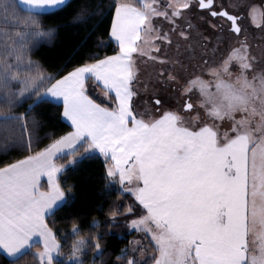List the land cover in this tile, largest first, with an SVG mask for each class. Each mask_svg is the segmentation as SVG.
I'll list each match as a JSON object with an SVG mask.
<instances>
[{
	"label": "snow or ice",
	"instance_id": "obj_1",
	"mask_svg": "<svg viewBox=\"0 0 264 264\" xmlns=\"http://www.w3.org/2000/svg\"><path fill=\"white\" fill-rule=\"evenodd\" d=\"M70 6L69 0H0V157L27 153L0 167V264H85L89 251L91 264H104L102 241L121 220L151 244L153 264H264V108L249 107L252 97H264V69L257 72L246 39L214 67L204 60L199 74L167 71L161 56L173 33L177 44L190 39L192 24L178 23L186 11H206V22L226 39L246 31L242 17L215 0H169L163 10L155 0L139 7L110 0L107 10L87 15L82 6L74 22L106 19L118 50L90 53L64 74H48L29 53L55 35L43 17ZM153 17L168 21V30L155 27ZM137 55L161 65L148 79L179 92L180 107L164 110L153 92L145 111L138 110ZM95 88L97 99L89 94ZM49 98L62 104L70 131L40 135L47 125L35 109ZM225 121L230 127L221 131ZM89 153L103 157L106 187L116 184L132 199L122 212L110 208L104 221L93 218L96 231L82 232L78 217L70 233L61 231L56 220L71 209L75 186L64 187L60 174ZM143 240L129 241L110 264H145Z\"/></svg>",
	"mask_w": 264,
	"mask_h": 264
},
{
	"label": "trees",
	"instance_id": "obj_2",
	"mask_svg": "<svg viewBox=\"0 0 264 264\" xmlns=\"http://www.w3.org/2000/svg\"><path fill=\"white\" fill-rule=\"evenodd\" d=\"M135 6H139L138 0H125ZM70 7L51 15L43 17V23L47 27L55 29V35L50 40L39 41L29 53L32 60L37 61L41 65V70L52 75L64 74L73 64L82 63L88 54L98 52L100 55H111L118 50L114 41L108 39L105 31L108 21H101L99 17L93 16L84 22H74L81 7L84 6V14L87 15L95 11L97 8H104L110 4V0H69ZM105 41L104 44H98V41ZM98 90V88H96ZM94 91V89H92ZM90 90V95H93ZM95 90V91H97ZM101 92V90H99ZM94 99H96L93 96ZM99 102V101H98ZM57 102L47 99L41 103L36 109L37 118L46 123V127L40 130V135L45 132L55 131L57 135H61L66 131H70L69 123L64 120L60 112L62 104L56 106ZM27 107V104L24 105ZM23 111L24 109H19ZM49 141L44 139L34 150H39ZM27 153H12L8 157H0V167L6 163H11L16 159H22ZM68 157L58 163H64ZM103 157H98L95 153H89L88 156L75 165H69L65 171L60 174V179L64 187L74 185L73 191L75 198L71 209L59 213L56 220V226L61 231L70 233L73 223V217H78L76 221L82 229V232L96 231L91 228V221L97 218L104 221L110 208L119 207L123 211L124 206L128 205L131 197L121 196L119 187L115 184L107 185L101 178ZM141 214L138 212V215ZM133 217H129L132 219ZM51 219V218H50ZM121 220L119 225L115 226L109 234L105 235L102 243L105 245L104 256L102 257L104 264H110L119 250L129 244L132 234L124 226ZM102 232L107 231V225L102 224ZM71 242V236L66 242L64 251L67 252V243ZM34 251L36 249H33ZM31 262L32 257L26 258ZM100 257H97L99 261ZM92 252L89 251L85 264H91Z\"/></svg>",
	"mask_w": 264,
	"mask_h": 264
},
{
	"label": "rangeland",
	"instance_id": "obj_3",
	"mask_svg": "<svg viewBox=\"0 0 264 264\" xmlns=\"http://www.w3.org/2000/svg\"><path fill=\"white\" fill-rule=\"evenodd\" d=\"M141 4V0H138ZM147 3H153V0H145ZM169 2V0H155L156 6L163 10V6ZM218 8L220 4L230 11L232 14H241L242 27L246 30L239 37L232 34L231 38L226 39L225 36L210 27L206 21L211 19L208 17L207 12H203L197 9L192 12H185L184 19L178 20L182 26L187 27V23L192 24L190 30V39L187 41H180L177 44V36L175 33L172 34V44L168 47L161 45V56L168 60L169 63L164 67L167 71L176 70L181 76H185L188 72L195 71L197 74L200 73V69L203 68V61H208L209 67H214L220 63L221 60L228 55V52L235 47H238L239 40H245L248 44L249 55L255 58L257 72L264 69V26L258 27V25L264 24V10L262 8L263 0H215ZM254 9V12L252 11ZM204 17L205 19H201ZM154 26L167 31L170 27L169 22L164 20L163 17H153ZM214 22V21H213ZM207 37V41L203 38ZM151 55H155V50L151 52ZM203 58V59H201ZM138 67L140 68V76L138 87L141 88L142 95L138 101V110L144 112L146 105L143 103L145 100L152 99L151 94L156 92L159 98H162L164 102V110H175L180 99V93L175 91L173 87L165 88L161 83H158L155 78L149 80V74L153 72H159L161 65L156 62L155 64L149 59V56L137 55ZM183 69V70H182ZM232 70L236 71V66L233 65ZM208 69L204 68V78L209 79L207 75ZM190 78V77H189ZM251 78V74L249 75ZM147 82V94H143L145 83ZM93 96L97 99L100 91H93ZM198 94H192V101L198 100ZM187 99V97H184ZM257 106L264 108V97L257 98L252 97L249 100V107ZM183 114V113H182ZM149 115H155L150 112ZM146 119L148 116L145 117ZM240 117L237 116V119ZM230 127L228 121L224 122L223 131ZM44 182V181H43ZM46 187V182H44ZM116 185V184H115ZM118 186V185H117ZM119 187V186H118ZM132 237L130 241L143 240L142 234L131 231ZM143 246L145 248L144 261L145 264H153L154 262V250L151 244L147 240H143ZM137 258H140V252H136ZM63 259V258H61Z\"/></svg>",
	"mask_w": 264,
	"mask_h": 264
},
{
	"label": "crops",
	"instance_id": "obj_4",
	"mask_svg": "<svg viewBox=\"0 0 264 264\" xmlns=\"http://www.w3.org/2000/svg\"><path fill=\"white\" fill-rule=\"evenodd\" d=\"M129 4H130V3H129ZM140 5H141V4L139 3V6H140ZM134 6H135V5H134ZM139 6H138V7H139ZM114 42H115V41H114ZM94 90H97V89L95 88ZM99 90H101V89H100V88H98V90H97V91H99ZM49 99H50V98H49ZM50 100H51V99H50ZM54 102H56V101H54ZM68 123H69V122H68ZM42 179H43V178H42ZM43 181L47 183L46 179H43ZM44 182H43V183H44Z\"/></svg>",
	"mask_w": 264,
	"mask_h": 264
},
{
	"label": "water",
	"instance_id": "obj_5",
	"mask_svg": "<svg viewBox=\"0 0 264 264\" xmlns=\"http://www.w3.org/2000/svg\"><path fill=\"white\" fill-rule=\"evenodd\" d=\"M262 8H263V10H264V0H263V2H262Z\"/></svg>",
	"mask_w": 264,
	"mask_h": 264
},
{
	"label": "flooded vegetation",
	"instance_id": "obj_6",
	"mask_svg": "<svg viewBox=\"0 0 264 264\" xmlns=\"http://www.w3.org/2000/svg\"><path fill=\"white\" fill-rule=\"evenodd\" d=\"M226 9V8H225ZM199 10V9H198ZM227 10V9H226ZM201 11V10H200ZM203 12H206V11H203ZM236 15H238V16H241V14H236Z\"/></svg>",
	"mask_w": 264,
	"mask_h": 264
}]
</instances>
